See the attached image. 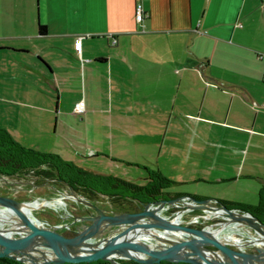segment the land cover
<instances>
[{
  "label": "crops",
  "instance_id": "crops-1",
  "mask_svg": "<svg viewBox=\"0 0 264 264\" xmlns=\"http://www.w3.org/2000/svg\"><path fill=\"white\" fill-rule=\"evenodd\" d=\"M137 1L0 0V111L16 112L0 126L94 171L145 182L150 168L174 179L176 195L257 203L264 0H141L143 23ZM9 75L16 98L4 92ZM60 202L59 218H43L70 220L76 201Z\"/></svg>",
  "mask_w": 264,
  "mask_h": 264
},
{
  "label": "water",
  "instance_id": "water-1",
  "mask_svg": "<svg viewBox=\"0 0 264 264\" xmlns=\"http://www.w3.org/2000/svg\"><path fill=\"white\" fill-rule=\"evenodd\" d=\"M61 181L67 191H57L49 183L53 193L38 200L0 193V256L26 264L87 263L99 259L120 263L119 258L133 259L130 264H157L164 259L194 264H264V221L250 211L230 207L213 197L191 194L188 195L193 201H185L184 194H180L147 202L136 200L134 209L110 210L85 197L65 179ZM56 192L83 203L84 212L66 209L70 220L56 223L37 216L33 209L58 200ZM175 201L182 202L177 212L198 209L196 214L204 220L218 219L204 222L193 216L164 215L165 204ZM235 222L248 225L251 232H240V237L223 233L227 225Z\"/></svg>",
  "mask_w": 264,
  "mask_h": 264
},
{
  "label": "trees",
  "instance_id": "trees-1",
  "mask_svg": "<svg viewBox=\"0 0 264 264\" xmlns=\"http://www.w3.org/2000/svg\"><path fill=\"white\" fill-rule=\"evenodd\" d=\"M44 24H40V30H45ZM0 175H8L27 180L34 178L39 187L53 188L49 183L66 189L61 181L65 179L81 194L88 199L105 204L109 202L112 208L134 209L136 200L147 202L177 196L169 187L174 179L164 175L158 170L147 169V180L145 182L133 181L113 173H103L81 166L72 160L63 158L55 152H46L28 146L17 140L5 127L0 126ZM5 191L0 193L13 195L11 189L3 186ZM76 201V200H75ZM228 206L243 211H250L264 221V191L260 192L259 200L255 204L238 201L219 200ZM76 212L83 206V203L76 201ZM69 233V229L65 228ZM133 259L120 258V263H114L108 259H99L94 262L73 263L63 262L60 264H130ZM0 264H26L25 262L10 256H0ZM55 264V263H52ZM157 264H194L185 260L164 259Z\"/></svg>",
  "mask_w": 264,
  "mask_h": 264
},
{
  "label": "built area",
  "instance_id": "built-area-1",
  "mask_svg": "<svg viewBox=\"0 0 264 264\" xmlns=\"http://www.w3.org/2000/svg\"><path fill=\"white\" fill-rule=\"evenodd\" d=\"M135 11H136L137 20L139 22L143 23L142 21H143L144 17L146 16L147 11H146L145 6H144V4H143V2L141 0H138L136 2ZM82 37H83V35H80L79 39L77 41V49H78V51H80L81 38ZM113 39H114V41H116V37H113ZM260 55H262V53H260ZM75 108H76L77 111H84L85 110L84 100L80 99L79 101H77V103L75 105ZM27 180H32V181L31 182H27ZM27 180H19L18 178L11 177V176H8V175H0V185L1 186H8L14 192H18L20 190L25 191L27 193L33 192L35 187H36V183L34 182V178H30V179H27ZM56 187H57L56 188L57 191H60V190L61 191H67V189H63V188H60L58 186H56ZM39 198L40 197H36L35 199L38 200ZM59 198L61 199V198H65V197L60 196L57 199H59ZM182 198L185 201H193V200H191V197L188 194H184L182 196ZM55 201L56 200L49 201V202L55 203ZM105 203L109 204L108 201H105ZM108 204L105 207H107L110 210H112L113 208L110 207ZM180 206H182V202L181 201H175V204L169 202V203L165 204L164 208L162 209V212H163L164 215L169 216V217L173 216V217L183 218V217H187V216H185V211L194 210V209L187 208L185 211L177 212V209ZM196 213L190 214L189 216H193L194 219L199 220V221L201 219H203V217L199 216ZM204 221H208V220H204ZM238 224H239V222H238ZM238 224H237V229L234 228V230L232 232H230L234 237H240V234H241L240 232H242V231H240L241 228H240V226ZM242 225H245V227L247 229V232H251V227H249L248 225L243 224V223H242Z\"/></svg>",
  "mask_w": 264,
  "mask_h": 264
},
{
  "label": "rangeland",
  "instance_id": "rangeland-1",
  "mask_svg": "<svg viewBox=\"0 0 264 264\" xmlns=\"http://www.w3.org/2000/svg\"><path fill=\"white\" fill-rule=\"evenodd\" d=\"M1 48V47H0ZM1 50V49H0ZM2 53V52H0ZM15 73V72H14ZM9 76H13V78L10 77V83L9 85L5 86V93L7 95H11L12 97L16 98L17 97V78L16 75H9ZM5 77L3 76V74H1V64H0V95L4 98V93L2 91V87L4 86V79ZM1 103H6L5 101H0ZM15 108L13 109H2L0 111V121L3 120H10L11 122H15ZM8 187V186H6ZM9 188V187H8ZM35 191L31 192V193H27L25 191H18V192H14L11 191L12 193H14V196L19 198V199H24V200H33L36 198L37 194H44V196H50L54 190H52L51 192H49L47 189H45L44 187H39L38 185H36ZM5 191V188L3 186L0 185V192ZM60 203L62 204V206L67 207L68 205H70L73 201H75L74 199H71L70 197H65V198H61L60 199ZM68 204V205H67ZM56 203H52V202H47L44 203L43 205L34 208L33 212L41 217H48L50 219H57L59 218V209L56 207ZM57 208V209H56ZM218 219V218H214Z\"/></svg>",
  "mask_w": 264,
  "mask_h": 264
},
{
  "label": "flooded vegetation",
  "instance_id": "flooded-vegetation-1",
  "mask_svg": "<svg viewBox=\"0 0 264 264\" xmlns=\"http://www.w3.org/2000/svg\"><path fill=\"white\" fill-rule=\"evenodd\" d=\"M103 205L106 206L105 204H103ZM116 209H118V208H116ZM66 217L70 219V217H68V216H66Z\"/></svg>",
  "mask_w": 264,
  "mask_h": 264
},
{
  "label": "bare ground",
  "instance_id": "bare-ground-1",
  "mask_svg": "<svg viewBox=\"0 0 264 264\" xmlns=\"http://www.w3.org/2000/svg\"><path fill=\"white\" fill-rule=\"evenodd\" d=\"M37 203V202H36ZM28 206V205H27Z\"/></svg>",
  "mask_w": 264,
  "mask_h": 264
}]
</instances>
